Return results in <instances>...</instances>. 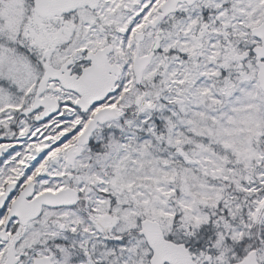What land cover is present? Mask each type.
<instances>
[{
  "label": "snow or ice",
  "instance_id": "snow-or-ice-1",
  "mask_svg": "<svg viewBox=\"0 0 264 264\" xmlns=\"http://www.w3.org/2000/svg\"><path fill=\"white\" fill-rule=\"evenodd\" d=\"M0 264H264V0H0Z\"/></svg>",
  "mask_w": 264,
  "mask_h": 264
}]
</instances>
